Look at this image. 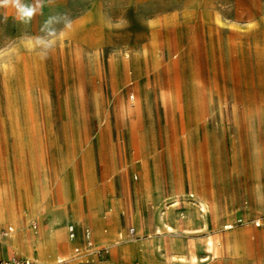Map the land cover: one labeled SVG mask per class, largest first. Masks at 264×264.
Masks as SVG:
<instances>
[{
    "label": "rangeland",
    "instance_id": "1",
    "mask_svg": "<svg viewBox=\"0 0 264 264\" xmlns=\"http://www.w3.org/2000/svg\"><path fill=\"white\" fill-rule=\"evenodd\" d=\"M40 2L0 7V260L264 264V0Z\"/></svg>",
    "mask_w": 264,
    "mask_h": 264
},
{
    "label": "bare ground",
    "instance_id": "2",
    "mask_svg": "<svg viewBox=\"0 0 264 264\" xmlns=\"http://www.w3.org/2000/svg\"><path fill=\"white\" fill-rule=\"evenodd\" d=\"M0 197H1L2 201H3V203H6L7 204V207L9 209V213H10V216L14 218V215L16 214V212H13L11 210L10 204H9L7 198L3 195V193H1ZM30 207L31 208H34V207H36V204L33 201H31ZM199 207H200V211L199 212H200L202 218H204L205 214H207V212H208L207 211L208 210V206L206 205V203L200 202L199 203ZM3 213H4V211L2 210V208H0V218L1 219L4 218L3 217ZM159 216L160 217H158V221H161L162 220L161 215H159ZM229 227L230 226H226L224 228H229ZM63 228H64L63 222L61 223L60 228H58V229L52 228V231L54 232V241H50L48 239V237H46L45 232H43L42 235L41 234H37V235L36 234L35 235L34 234H30V235H27L25 238L32 245V247L36 250V252L38 253L39 257L42 260L45 261V258L47 256H49V254H51V251H53L52 243H54V242L57 243V251H59L60 254H61V250L62 251L65 250L66 244L63 241L64 240ZM164 228H165V231H167V232H171L172 231V229L169 226H167V225H164ZM156 230L159 232L160 231L159 227H157ZM157 234H159V233H157ZM102 238H103V236H102ZM226 238H227L226 239V242H227V246L228 247H234L238 243L237 240L235 239V237L233 238V237H230V236H228V237L226 236ZM75 240L76 239L70 240V241L73 242ZM85 250L86 251H91V253L95 251V250H93L92 247L91 248H86ZM74 251L75 252H78V249L75 248ZM145 251H146V254H147V252H148L147 246L145 247ZM206 252L207 253H212L213 254V257H215L218 254L217 248H215L214 250L212 249V244L210 243V240L206 241ZM59 257H61V256L57 255V258H59ZM23 258H25V257H23ZM25 259H29V258H25ZM189 259H190L189 257L186 258L182 254H177V255H174L173 254L172 256H170L169 261L174 262V263H177V264H187V263L190 262ZM29 260H32V259H29ZM194 260L195 259H193V261ZM32 261H34L35 263H37L35 260H32ZM37 264H39V263H37Z\"/></svg>",
    "mask_w": 264,
    "mask_h": 264
},
{
    "label": "clouds",
    "instance_id": "3",
    "mask_svg": "<svg viewBox=\"0 0 264 264\" xmlns=\"http://www.w3.org/2000/svg\"><path fill=\"white\" fill-rule=\"evenodd\" d=\"M11 6L15 9L14 20L22 23L30 22L42 8L40 0H37L35 6L24 3L23 0H0V7L7 8ZM8 17L5 16L4 20L7 21Z\"/></svg>",
    "mask_w": 264,
    "mask_h": 264
},
{
    "label": "built area",
    "instance_id": "4",
    "mask_svg": "<svg viewBox=\"0 0 264 264\" xmlns=\"http://www.w3.org/2000/svg\"><path fill=\"white\" fill-rule=\"evenodd\" d=\"M131 99H133V98L131 97ZM256 225H258V224L256 223ZM11 231H12V228L8 227L7 228V233H9ZM133 232H134L133 229L129 230V234H133ZM67 233H68V238L70 240L76 239V229H75V227L73 225H69L68 226ZM82 239H83V242L85 243V246L87 248H91L92 247V237H91L90 232L84 231L83 234H82ZM0 264H37V263H35L34 261L29 260V259L12 256L10 258L4 259V260H0Z\"/></svg>",
    "mask_w": 264,
    "mask_h": 264
},
{
    "label": "crops",
    "instance_id": "5",
    "mask_svg": "<svg viewBox=\"0 0 264 264\" xmlns=\"http://www.w3.org/2000/svg\"><path fill=\"white\" fill-rule=\"evenodd\" d=\"M43 231H46V232H45V235H46V237H48V239H49L50 241H54V232L52 231V228L50 229V227H48V226L46 225V228L43 229L39 234L42 235V232H43ZM77 239H78V233H77V230H76V240H77ZM52 246H53V251H57V243H56V242L52 243ZM66 247H67V246H66ZM145 247H146V245H145L144 243H143V245H139V246H138V249H141L140 252H141V255H143V256L146 255ZM16 257H19V256H16ZM21 258H23V256H22ZM25 258H27V257H25ZM29 259H31V258H29ZM32 260H33V259H32ZM35 261H36V260H35Z\"/></svg>",
    "mask_w": 264,
    "mask_h": 264
}]
</instances>
